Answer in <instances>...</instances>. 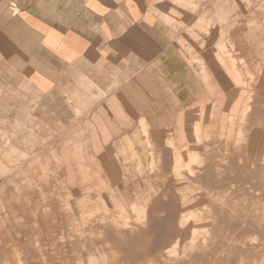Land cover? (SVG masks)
<instances>
[{
  "label": "rangeland",
  "instance_id": "374dc122",
  "mask_svg": "<svg viewBox=\"0 0 264 264\" xmlns=\"http://www.w3.org/2000/svg\"><path fill=\"white\" fill-rule=\"evenodd\" d=\"M148 1L150 4L160 2L162 6L165 5V8L162 7L163 12H168L169 0ZM172 1L177 6L192 11L189 32L193 38H198L193 25L200 16L201 6L198 5H201L202 0ZM251 1L257 2V0ZM262 1L264 3V0ZM262 1L257 2L258 6ZM236 4L234 3L238 14L233 5L235 8L232 7L228 14L227 10L225 15L230 16L228 18L237 15L240 18L239 24L246 15L238 9L241 2ZM172 12L175 16L170 19L164 14L165 20L171 24L174 31L175 28L178 30L177 39L183 44L184 39L180 36L179 30L185 31V25L179 19L181 15L175 10ZM210 12H206L208 20L219 16V13ZM245 14L248 13L245 11ZM224 35L228 36L227 33ZM200 44L203 46L204 43L200 42ZM255 70L257 74L252 76L254 79L248 84L245 83L244 91L247 92H240L238 95L241 97L244 94V97L247 96V100L251 102L253 113L248 114L249 122H236L228 130L219 128L205 130L203 123L202 131L214 135L205 138L201 136L198 140L193 138L199 145L203 144V150L199 148L193 151L192 145L188 143L181 148L174 140L169 143L172 150L182 152V157L185 159L192 150L196 155L193 156L196 158L195 161L192 165L181 169L190 175L193 174L194 177L200 174L201 182L196 181L194 177L190 178L191 180L187 179L182 173L180 175L177 172H170V163H166V157L161 155L160 157L159 153H153V160L148 164L151 171L166 175L169 171V174L176 175V178L143 177L145 175L143 166L146 165L140 163L137 166L134 162L136 156L129 154L126 161L121 162L120 179L114 181L103 179L92 167L94 164L90 163L88 156L90 149L97 150L96 147L89 146L91 141L88 129L91 123L88 118L77 123L76 126H64L60 128L61 130H57L56 121L51 125L39 114L42 109L41 92L36 91L28 83L16 84V86L1 85L0 264H158L159 261L154 260L152 256L145 255V258H140L141 254L151 250L150 239L141 237L134 242L133 237L129 236L130 233L138 232L147 224L140 210H136V206L132 208L131 204L136 202L139 209L142 205L145 207L149 205L148 213L152 217L165 219L169 217V210L174 212V209L183 207L185 204L182 202L188 199L192 200L190 204H194L188 205L187 210L202 211L203 219L195 225L202 234L199 233L195 237L180 236L177 242L178 234L175 230H172L169 236L164 235L165 230L159 231L162 232L161 264H178L177 262L191 251L194 257L197 256L194 258L197 259L196 264H261V262L264 264V98L254 96V92H259L262 88L264 90V64L263 66L261 63L255 64ZM210 82L211 101L216 98L217 86H212L211 79ZM87 91L91 94L92 87H87ZM250 93L252 95H249ZM225 94L228 96L230 93L228 94L227 90ZM219 95L218 92L217 96ZM92 96L100 98L104 95L100 93L96 97L92 93ZM73 99L66 98L70 102H73ZM75 100L79 107H82L76 109L77 117L82 118L85 114L81 111L88 109L85 107L87 104L80 101L81 99ZM214 104L215 111L221 110L217 105L218 102ZM227 106L228 103L225 102L223 107ZM206 107L207 105L205 111L210 112L211 104L208 110ZM228 114L232 117L229 120H234L237 118L238 109L230 106ZM208 115L207 113L206 116ZM218 118L220 115L215 114L214 119L218 121ZM181 133L186 135L183 129L177 130L179 143ZM182 149L186 150V153ZM125 154L126 149L124 154L121 153L119 156L123 159ZM78 164H82L86 171L77 170ZM238 166L242 167L243 172H235ZM164 167L166 170L162 172ZM94 174H97L96 177ZM85 175L88 176L80 179ZM127 189L129 192L126 195ZM147 189L151 191L148 192ZM155 200L161 202L160 206L163 208L161 212L152 211ZM105 204L108 205L103 207ZM179 212L176 213V217ZM108 218L112 220L110 222L116 221L120 229L125 226V236L115 237L118 238L116 241H104V235L100 232L109 222ZM222 219L225 224L217 226V222ZM231 222L235 226H229ZM85 225L86 227L83 228ZM77 230L84 231L81 233ZM197 242L202 246L193 249ZM167 247L170 249L168 252ZM199 252L207 253L205 254L207 257L200 255Z\"/></svg>",
  "mask_w": 264,
  "mask_h": 264
},
{
  "label": "crops",
  "instance_id": "0c3cea01",
  "mask_svg": "<svg viewBox=\"0 0 264 264\" xmlns=\"http://www.w3.org/2000/svg\"><path fill=\"white\" fill-rule=\"evenodd\" d=\"M173 3L169 0L164 13L165 5L148 0H0V86L28 83L41 92L39 114L51 125L56 121L57 130L88 118L89 146L98 150L90 149L88 156L103 179H120L129 154L137 166H148L153 153H161L171 166L170 141L182 146L177 118L183 116L181 129L193 151L203 150L193 140L201 105L210 107L203 64L218 77L209 53L214 30L195 29L193 38L192 11ZM172 10L185 25V31L179 28L183 44L165 20L164 14L175 16ZM99 92L104 96H92ZM75 99L87 104L82 118ZM159 239H148L151 250L140 258L160 261ZM188 259L178 264H191Z\"/></svg>",
  "mask_w": 264,
  "mask_h": 264
},
{
  "label": "bare ground",
  "instance_id": "6f19581e",
  "mask_svg": "<svg viewBox=\"0 0 264 264\" xmlns=\"http://www.w3.org/2000/svg\"><path fill=\"white\" fill-rule=\"evenodd\" d=\"M186 1V0H185ZM239 1L241 2V5H238L239 8L242 12H244V15H246L245 17H243V14H239V16L243 15L242 17L244 18L243 21L241 23L238 24V22L240 21V18L236 15V17H232L233 18H228L230 16L227 17V15H225V12H227V14L231 11V9H233L232 7H234L235 5H237L236 3ZM259 0H257L258 2ZM262 1V0H260ZM187 2V1H186ZM257 2L254 1H249V0H202L200 3L201 6L199 8V13L200 16L196 18L195 21V25H193L196 29H203L205 32H207L208 30L213 29L214 33L211 32V35L213 36V41H211L209 43V49H210V54H214V59L213 62L215 64V72L216 70L218 73V77H212L211 76V72L210 70L207 71L205 67H203V72H205L204 78L208 80H214V81H221L222 83V87H218L216 89V87L214 89L217 90V94L218 92L220 93L219 96H217L216 94V98H213L210 101L211 105V110L210 112L205 111V103L201 106V109L199 111V120L198 122H196V124L194 125V136L193 138L195 140H198V138H200L201 136H203L205 138V136L208 137H214V135L212 133L209 132H205L202 131V124L204 123V128L205 130L208 129H213V128H219L222 130H228L230 129L231 125L235 124L236 122L240 123V122H249L250 119L248 118V114L253 113L251 111V102L247 100V96L244 97H238L240 92H247L244 91V87L246 86V84H248L250 81H252L254 79V77L257 73H255V64L257 63H261L262 66L264 64V3L262 1L261 5L258 6ZM235 3V5H234ZM192 4V3H191ZM234 5V6H233ZM197 6V5H196ZM252 6V7H251ZM236 7V6H235ZM234 7V8H235ZM192 8V7H191ZM237 7L235 8V11L237 12L236 14H238V11L236 10ZM205 13H202V12ZM212 12L213 14H217L219 16H216L215 18H211L210 20L206 19L208 18L206 16V12ZM245 11L248 14H245ZM249 11V12H248ZM210 12V13H211ZM208 14V13H207ZM221 14V15H220ZM233 14V13H232ZM235 14V13H234ZM231 15V14H229ZM226 16V17H225ZM235 16V15H234ZM232 19V22H231ZM239 20V21H238ZM237 25L239 27H237ZM192 26V30L194 29V27ZM195 30V29H194ZM193 33V31H192ZM228 34V36L224 35V34ZM231 35V37H230ZM210 36V35H209ZM225 36L227 37V41L225 40ZM232 40L230 42V39ZM208 41V40H206ZM208 50V49H207ZM197 55V54H196ZM195 59V58H194ZM201 60V59H200ZM199 61V58H198ZM199 63H202L199 61ZM245 63V64H244ZM244 64V65H243ZM201 66V65H200ZM261 66V65H260ZM207 67V65H206ZM202 69V68H201ZM206 69V71H205ZM262 72V71H261ZM264 76V75H263ZM252 77V79H251ZM256 78V77H255ZM207 83H211V82H207ZM255 84V83H252ZM217 85V84H216ZM213 82H212V86H216ZM218 86V85H217ZM201 87V86H200ZM207 87V86H206ZM209 87V86H208ZM211 87V85H210ZM212 88V87H211ZM212 90V89H211ZM228 90V96L225 94L226 91ZM263 88L261 90H259V92H254V96L256 95V97H262L264 98V93H263ZM252 93V92H251ZM249 95H252V94ZM244 97V98H242ZM242 99V100H239ZM252 100V99H251ZM237 101V102H236ZM264 101V100H263ZM218 102V106L221 110H217L215 111V104L214 103ZM228 103V106L225 108L224 103ZM236 104V105H235ZM230 106H233L235 109H238V115L237 118L234 120H229V118H232L230 114H228V110L230 108ZM256 109V108H255ZM197 112V111H196ZM185 113V112H184ZM207 113L209 114L208 116ZM181 114V113H180ZM197 114V113H196ZM215 114H219L220 118L214 119ZM257 114V113H256ZM183 115V114H181ZM180 116V115H179ZM178 116V117H179ZM182 117L181 116L179 118H177L179 120V127L178 129H180L182 127ZM196 117V116H195ZM143 118V117H142ZM141 120V119H140ZM193 122V121H192ZM142 123V121H141ZM178 123V122H177ZM189 124V123H188ZM145 126V123L143 124ZM177 127V126H176ZM144 128V127H143ZM150 132V130H149ZM202 132V133H201ZM204 132V134H203ZM162 135V134H161ZM152 136V135H150ZM202 137V138H203ZM179 138H180V143L182 146H187L186 144L188 143V145L190 144V139L186 138V135L184 136L182 133L181 135L179 134ZM150 141V140H148ZM192 141V140H191ZM144 144V143H143ZM210 144V143H209ZM202 145V144H201ZM153 146V145H152ZM79 147V146H78ZM153 149V148H152ZM158 149V148H157ZM83 150V149H82ZM155 150V148H154ZM161 151V150H160ZM174 154L173 157V161L171 163L170 166V172H177V173H181L184 174L185 178L193 179V174H188V172L182 170L181 168L186 166H190L192 165L193 161H195V157H193L195 154L192 153V150L190 151V153L187 156V159H185L184 157H182V152H180L179 150H175V151H171ZM223 153V151H221ZM238 152V151H237ZM252 152V151H251ZM250 152V153H251ZM155 153V152H154ZM240 153V152H239ZM264 153V152H263ZM161 154V153H160ZM159 154V156H160ZM244 154V153H243ZM250 155V154H249ZM264 155V154H263ZM66 156V155H65ZM69 156V155H68ZM67 156V157H68ZM156 156V155H155ZM196 156V155H195ZM66 157V158H67ZM161 157V156H160ZM226 157V156H225ZM85 159V158H84ZM228 160V159H227ZM250 160V159H249ZM248 160V161H249ZM203 163L204 160H202ZM224 161V160H223ZM222 161V162H223ZM247 162V160H246ZM155 163V161H154ZM202 163V162H201ZM152 164V163H151ZM227 164V163H226ZM233 164V163H232ZM200 165V164H199ZM203 165V164H202ZM99 166V165H98ZM150 166V165H149ZM149 166H143V172L145 173V175L143 177H148L150 176V178H163V177H167V178H176V175H170L169 171H168V175H166V173L162 174V173H154L155 171H151V168ZM218 167V166H217ZM102 168V167H101ZM107 169V167H105ZM111 168V167H110ZM113 168V167H112ZM73 169V168H72ZM160 169V168H159ZM181 169V170H180ZM199 169V168H198ZM222 168H220L221 170ZM77 170L79 171H86L83 167L82 164H78ZM165 167L162 168V172H165ZM107 171V170H106ZM142 171V170H141ZM161 171V170H160ZM206 171V170H204ZM148 172V174H147ZM194 172V171H193ZM201 173L203 171H200ZM235 172H243L242 167L238 166V168L235 169ZM97 174H94V177H96ZM88 175L83 176L80 179L86 178ZM221 176V174H220ZM161 178V179H162ZM194 178H196V181L198 180L199 182H201L202 177L201 175H196ZM198 178V179H197ZM62 179V178H61ZM145 179V178H144ZM166 179V178H165ZM191 180V179H190ZM189 181V180H188ZM165 182V181H164ZM145 183V182H144ZM183 183V182H182ZM185 183V182H184ZM198 184V183H197ZM99 185V184H98ZM178 185V184H177ZM165 186V185H164ZM82 187V186H81ZM113 187V186H112ZM120 187V186H119ZM198 187V185H197ZM153 188V187H152ZM163 188V187H162ZM161 188V189H162ZM201 188V187H200ZM124 189V187H123ZM209 189V188H208ZM121 190V189H120ZM155 190V189H154ZM90 191H93L92 189H90ZM148 191V189H147ZM151 191V190H149ZM148 191V192H149ZM123 192V190H122ZM129 190L127 189L126 191V195L128 194ZM201 193V191H199ZM106 193V191H105ZM215 193V192H214ZM218 193V192H217ZM229 193V192H228ZM110 195V193H108ZM119 194V193H118ZM125 194V193H124ZM131 194V193H129ZM226 194V193H225ZM90 195V194H89ZM201 195H203L201 193ZM205 195V194H204ZM101 197V196H100ZM104 197V195H103ZM151 197V196H150ZM153 197V196H152ZM200 197V196H199ZM223 197V196H222ZM102 198V197H101ZM140 199V198H139ZM138 199V200H139ZM157 199V198H156ZM193 199V198H192ZM223 199V198H222ZM100 200V199H99ZM105 200V198H104ZM118 200V199H117ZM116 200V202H117ZM142 200V199H141ZM146 200V199H145ZM204 200V199H203ZM102 201V200H101ZM151 201V200H150ZM192 200L188 199L185 202H182L183 204H185L183 207L180 206V208H176L174 209V212L169 210V217L168 218H155L152 217L148 211H149V205H146V207L148 206V208H146L145 206H143L142 204V208H137V203L136 202H132V208L134 206H136V210H140V213L142 214L144 221L147 223L146 225H143L142 229H140L138 232L133 233V234H129V236L133 237L132 241H137L139 240L138 238L144 237V239H150L152 240L155 236H159L160 239L162 238V232L159 233V231L165 230L164 235L169 236L170 234H172V230L176 231L177 235V242H178V238H180V236H184V235H190L191 237H195L196 235H198L199 229L197 228V226H195L196 224H198L200 222V220H202L203 218H201V213L202 211H192V210H187V206L192 205L190 204ZM205 201V200H204ZM224 201V199H223ZM104 202V201H103ZM115 202V203H116ZM196 202V201H194ZM198 202V200H197ZM207 202V201H205ZM105 203V202H104ZM121 203V202H120ZM148 203V202H147ZM170 203V202H169ZM168 203V204H169ZM161 202L155 200L152 204V211L156 210L157 212H161V210L163 209L160 206ZM108 204L103 205V207H105ZM86 207V206H85ZM186 207V208H185ZM185 208V209H184ZM106 208H104L105 210ZM123 209V207H122ZM184 209V210H183ZM151 210V209H150ZM127 211V210H126ZM180 211V212H179ZM179 212V214L177 215L178 217H176V213ZM107 213V211H106ZM116 213V212H115ZM138 213V211H137ZM108 214V213H107ZM152 214V213H151ZM112 215V214H111ZM120 215V214H119ZM129 215V214H128ZM92 216V215H91ZM90 217V216H89ZM104 217V216H103ZM102 217V218H103ZM123 217V216H122ZM129 217V216H128ZM88 218V217H87ZM91 218V217H90ZM111 218V217H110ZM114 218V217H113ZM141 218V217H139ZM105 219V218H104ZM104 219H102L104 221ZM109 219V218H108ZM129 219V218H128ZM54 220V219H53ZM98 220V219H97ZM111 219H109V222L103 226L104 230L100 233H103L104 235V241H116L115 237H123L125 236V226H123V229H120L121 227L116 225L117 223L115 222H110ZM88 221V220H87ZM99 221H101L99 219ZM112 221V220H111ZM139 221V220H138ZM90 222V220H89ZM118 222V221H117ZM119 222H120V218H119ZM135 222H137L135 220ZM142 222V219H141ZM105 223V221H104ZM130 223V222H129ZM140 223V222H139ZM232 224H230L229 226H235V224L233 222H231ZM88 225V223H86ZM94 224V222H93ZM120 224V223H119ZM144 224V223H143ZM224 219L220 220L217 222V226H222L224 225ZM246 224V223H245ZM70 225V224H69ZM130 225V224H127ZM89 226V225H88ZM132 225H130L131 227ZM48 227V226H47ZM66 227V226H65ZM79 227V226H78ZM85 226H83V228H85ZM135 227V226H134ZM91 228V227H90ZM137 228V227H136ZM93 229V228H92ZM118 229H120L118 231ZM88 230V229H87ZM94 230V229H93ZM102 230V229H101ZM117 230V232H116ZM54 231V230H53ZM79 231V230H77ZM84 231V230H83ZM83 231H79V232H83ZM134 231V230H133ZM86 232V231H85ZM170 233V234H169ZM53 234V233H52ZM84 234V233H83ZM83 234H80L81 236H83ZM202 234V233H200ZM128 236V234H126ZM137 235V236H136ZM48 236V235H47ZM94 236V235H93ZM198 237V236H197ZM83 239V238H82ZM159 239V240H160ZM192 239V238H191ZM198 239V238H197ZM217 238L215 237V240ZM47 240L49 241V239L47 238ZM1 241V240H0ZM219 241V239H218ZM60 243V242H59ZM61 244V243H60ZM160 244V243H158ZM175 244V243H174ZM194 244V242H193ZM191 243V245H193ZM243 244V243H242ZM252 244V243H251ZM161 245V244H160ZM177 245V244H176ZM230 245V244H229ZM246 245V243L244 244ZM80 246V245H79ZM202 246V244H200L199 242H197V244L195 245V247L193 249H199ZM207 246V245H206ZM136 247V246H135ZM211 247V246H210ZM137 248V247H136ZM173 248V247H172ZM175 250L177 249L176 246H174ZM239 248V247H238ZM167 252L170 250L169 247L166 248ZM204 249V248H203ZM226 249V248H225ZM132 250V249H131ZM192 250V249H191ZM243 253V250L240 249ZM178 251V250H177ZM202 251V250H201ZM85 252V251H84ZM206 252L208 253V250H206ZM222 252V251H221ZM125 253V252H124ZM164 253V252H163ZM185 253V252H183ZM189 253V252H188ZM200 253V252H199ZM199 253H197V255H199ZM204 252H201L200 255H203L205 257H207ZM121 254V253H120ZM165 254V253H164ZM187 254V253H186ZM199 255V256H200ZM164 256V255H163ZM167 257V256H166ZM182 257V256H181ZM189 257V263L191 262V264H196L197 263V256L194 257L193 252L191 251L189 253V256L187 255L186 257H182L180 262L182 261L183 263L185 262L186 258ZM191 257V258H190ZM116 258V257H115ZM118 258V257H117ZM180 258V257H178ZM91 259V258H90ZM48 260V259H47ZM110 261V260H109ZM207 262V261H206ZM94 263V262H93ZM179 263V261L177 262ZM159 264H161V260L159 261ZM262 264V262H261Z\"/></svg>",
  "mask_w": 264,
  "mask_h": 264
}]
</instances>
